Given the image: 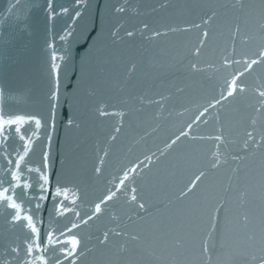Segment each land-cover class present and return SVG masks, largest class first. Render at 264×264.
<instances>
[{
    "label": "water",
    "instance_id": "obj_1",
    "mask_svg": "<svg viewBox=\"0 0 264 264\" xmlns=\"http://www.w3.org/2000/svg\"><path fill=\"white\" fill-rule=\"evenodd\" d=\"M125 2L128 12L113 11V5ZM248 2L255 8L240 9L236 0H86L82 17L73 21L59 14L60 6L68 7L72 0H53L57 15L52 18L46 15V0H0V110L36 115L43 124L37 131L34 122L25 123L21 133L8 141L0 137V180L4 181L0 191L9 188L10 173L17 171L21 179L11 182L7 195L23 202L22 216L31 214L43 221L37 224L42 234L51 225L62 241L77 236L82 255L76 264H254L252 257L260 255L264 147L245 151L243 143L245 132L252 131L253 118L257 134L264 130V116L254 111V89L264 85V64L240 77L248 85L246 93L209 108L193 123L225 92V82L244 71L243 57L255 58L264 46L260 0ZM70 25L74 35L61 41ZM205 30L209 35L201 46ZM53 50L67 56L57 61L62 67L54 113ZM226 57L241 63L226 66ZM192 64L199 70H193ZM221 134L224 140L217 149L209 137ZM19 135L25 136L24 142ZM28 137L32 141L26 167L41 168L49 176L45 188L53 195L44 201L29 199L42 194L37 173L23 170L25 165L15 167ZM217 150L225 162L212 168ZM44 152L49 154L46 169ZM132 168L136 171L126 183L139 189L147 207L139 215L117 191L124 173ZM201 171L206 176L192 187ZM25 182L32 187L23 191L16 187ZM56 187L66 194L55 198ZM110 190L117 192L116 199L88 220L94 205ZM182 191L187 194L181 196ZM37 202L42 205L38 212ZM60 203L69 211L57 216L53 209ZM218 207L220 223L214 228ZM13 214L0 204V259L11 260L6 250L17 245L19 255L24 254L29 233L23 222L12 223ZM73 223L79 227L66 232ZM114 228L130 236L138 234L139 239L112 236L109 244L101 245L103 233ZM177 239L182 240L179 246ZM205 239L209 253L201 250Z\"/></svg>",
    "mask_w": 264,
    "mask_h": 264
},
{
    "label": "snow or ice",
    "instance_id": "obj_2",
    "mask_svg": "<svg viewBox=\"0 0 264 264\" xmlns=\"http://www.w3.org/2000/svg\"><path fill=\"white\" fill-rule=\"evenodd\" d=\"M240 9H254L255 5L252 3H249L248 0H236V5ZM86 7V0H72V3L68 6H60L59 14L60 15H68L69 19L76 21L79 18L82 17L83 12L81 9ZM261 9V19H264V0H260ZM113 11L117 14H124L129 11V5L125 2L120 4L119 6L113 5ZM46 15L49 18L54 17L57 15L56 9L53 4V0H46V8H45ZM215 16V13L212 14ZM212 19V17H209L208 20H203L202 23L204 25H207L209 21ZM144 27L147 29L148 25H144ZM196 28H200V25H195ZM260 28L264 30V23L260 25ZM174 31V29H173ZM75 28L71 25L65 29V35H61L59 39L61 41H68L69 37H72L74 35ZM235 33H240L239 26L236 27ZM127 36L131 37L133 36V32H127ZM154 36H159V32H154ZM209 33L208 31H203L202 36L204 39H201L200 45L203 46L205 43L206 38L208 37ZM89 37L85 36V41ZM49 48H53L52 44L48 45ZM201 51L200 47H197L195 49V54L198 55ZM66 55H59L57 51L53 50L50 54V69L51 74L54 79V90L51 93L50 101L52 103V110L53 113L55 111V108L57 106L56 102L59 100V83H60V72H61V64L57 63V61H64L66 60ZM224 65L228 66L233 63L239 64L241 61L239 60H230L227 57L223 61ZM243 64H244V71L238 72L235 75L232 76L230 81H226V89L225 92H222L220 95V98L215 100V104H209L208 107L204 108V111L199 114L193 121V123H196L197 121H200L202 117L205 116L206 113H208L209 108L215 107V105L221 104L222 101L228 100L230 97H235L237 94L246 93L248 91V85L240 82V77L244 76L245 73L250 72L254 66L264 64V46H262L258 52L255 54V58H249L247 56L243 57ZM191 68L193 70H199L197 69L196 64H192ZM255 96H256V106L254 107V111L264 116V85L258 86L254 89ZM161 99H164L161 97ZM101 115H108L106 112H101ZM116 115H123L122 113H116ZM34 122L36 130H40L43 127L42 124V118H38L36 115H18L14 113H8L4 112L3 110H0V137H3L5 141H8L9 137L13 134H20L21 133V125L25 123H32ZM69 123L71 124L72 121L70 120ZM251 124L253 125L252 131H246L245 136L246 139L243 143V149L245 151L249 150L250 148H260L264 147V130H262L259 134H257V129L255 125L257 124V120L253 118L251 120ZM192 124L188 125V128H192ZM116 131H119V128L116 129ZM187 133L181 132V136H186ZM257 135H259V139L257 138ZM36 136V132L32 133V137ZM32 137H28L27 143H22V149L23 154L19 156V159L15 161V167L17 169H22V165H25L23 170H26L28 173L35 172L38 175L37 183L39 185L40 192L42 193L39 197H29V199H37L38 201H44L45 199H48L49 196H52L53 194L48 192V190L45 188L46 184H49V176L42 172L41 168H27L26 167V157L30 153V144L32 141ZM114 138V137H113ZM48 139L50 140L51 137L49 136ZM179 139V137H177ZM203 139V137H201ZM209 139H212L216 141L217 149H219L220 145L223 143L224 137L223 135H216L214 137H209ZM19 140L21 142L25 141L24 135H19ZM175 143V141H173ZM17 152H19V149H17ZM107 155V153H105ZM222 153L217 150L213 153L214 157V163L212 164V168H217L220 166L223 162L221 157ZM48 159L49 154L48 152H44L43 158H42V167L44 169L48 168ZM147 159V158H146ZM233 159H239V157H233ZM101 163H103V160H101ZM9 164H12V161H9ZM97 172H100V168H96ZM136 171L135 168H132L124 173V178L119 181V187L117 188V191L123 193L126 197L129 203L135 205L138 212L137 215H139V211H147L146 203L142 202V197L139 194V189L137 187H128L127 181L130 179V173H134ZM206 176V173L204 171H201L199 175L195 177V181L192 182V187L196 186L197 181H201ZM21 179L20 174L17 171H12L10 173V180L9 188H12V181H19ZM4 181L0 180V187H2ZM16 187L21 188V191L24 189H30L32 186L25 182L23 185H16ZM9 188H4L3 191H0V204H3L7 208H10L14 210V214L11 216V221L13 224L15 223H24V227L28 230L29 236L28 238L23 242V256H20L19 253L21 251V248L19 245L15 247H10L6 250V257H11L10 259L3 258L0 259V264H76L77 259L80 255H82L80 249H81V240L75 236L70 235L68 238L64 239L63 241L56 236L55 229L51 228V225H49V229L46 230L43 234L41 233V229L37 227V224H43V221L39 218L34 219V216L29 215H21L22 211V203L23 202H16L17 197L15 196H9L7 195ZM192 188H188V192H190ZM61 194H66V190L62 189L60 187H56L54 197L59 198ZM187 193L182 191L180 193L181 196H185ZM24 195L27 196L28 193L24 192ZM117 192L109 191L107 195H105L99 203H96L94 205V209L92 211V216L88 217V220H91L93 217H97L98 215L102 214L104 212V208H102V205L107 206L109 201H112L116 199ZM41 203L37 202L34 207L36 211L38 212L41 208ZM63 209V211H61ZM54 212L57 216H62L64 213H67L69 211L68 208L64 207L62 203L54 206ZM220 208L218 207L216 209V214L213 217L215 220V224L213 227L215 228L217 224L220 223V217H219ZM76 216H79L80 214L77 212L75 213ZM117 219V217H113V220ZM245 222H247L248 217H244ZM81 223L86 224L87 220H81ZM79 225L76 223H73L71 228H66L65 231L68 233H71L72 229L78 228ZM119 227V225H117ZM261 227L262 231H264V216L261 217ZM64 232H60V236H64ZM117 237V238H123V237H130L131 240L136 241L139 239V235H131L124 229H120L117 231L115 228L110 229L109 231H105L103 233V239L99 241L101 245H107L110 242V237ZM178 246L182 244V240L177 239L175 242ZM121 250H124V245H120ZM201 250L203 253H209L210 246L209 241L207 239L203 240L201 243ZM39 253V255H37ZM211 259V257H209ZM252 261L254 264H264V248L261 249L260 255H254L252 257Z\"/></svg>",
    "mask_w": 264,
    "mask_h": 264
}]
</instances>
